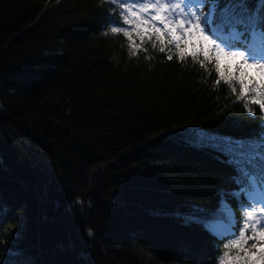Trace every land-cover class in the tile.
<instances>
[{
	"label": "trees",
	"instance_id": "trees-1",
	"mask_svg": "<svg viewBox=\"0 0 264 264\" xmlns=\"http://www.w3.org/2000/svg\"><path fill=\"white\" fill-rule=\"evenodd\" d=\"M120 21L109 0H0V264H218L239 237L255 93L155 38L131 55Z\"/></svg>",
	"mask_w": 264,
	"mask_h": 264
},
{
	"label": "snow or ice",
	"instance_id": "snow-or-ice-1",
	"mask_svg": "<svg viewBox=\"0 0 264 264\" xmlns=\"http://www.w3.org/2000/svg\"><path fill=\"white\" fill-rule=\"evenodd\" d=\"M117 3L122 17L121 26H113L112 34H123L129 41L131 55H136L145 41L165 52V43L176 49L180 61L191 57L202 68L205 61L215 59L216 84L221 80L240 92L237 99H245L249 92L255 93L251 103L264 112V0L249 4L247 0H109ZM135 37L140 43H136ZM155 38V41L153 40ZM243 49V50H241ZM203 55V60L198 57ZM168 60L173 56L168 55ZM227 62L225 75L221 61ZM238 72L239 75H235ZM259 97V98H256ZM245 108L253 110L245 103ZM240 161L246 167V189L254 203L242 206L243 226L239 237L225 244L226 251L219 257L218 264H264V127L258 140L242 141L236 145ZM259 197V199H257ZM259 204V206H257ZM225 205L221 212L227 214ZM235 218L229 221L235 226ZM251 233V235H248ZM91 235V232L89 233ZM252 244L248 247V241ZM243 255H230L231 249Z\"/></svg>",
	"mask_w": 264,
	"mask_h": 264
},
{
	"label": "rangeland",
	"instance_id": "rangeland-1",
	"mask_svg": "<svg viewBox=\"0 0 264 264\" xmlns=\"http://www.w3.org/2000/svg\"><path fill=\"white\" fill-rule=\"evenodd\" d=\"M131 2V0H130ZM227 62L222 60L221 61V66L224 67L226 66ZM173 130H186V131H191L192 133H195L198 137L197 141L201 142V141H213L214 140V133H212L210 130H208L207 128H203V127H198V126H194L192 124H182L179 125L177 127H175Z\"/></svg>",
	"mask_w": 264,
	"mask_h": 264
}]
</instances>
